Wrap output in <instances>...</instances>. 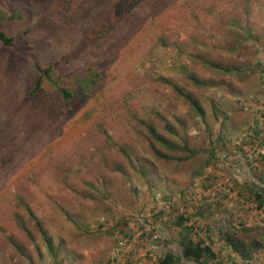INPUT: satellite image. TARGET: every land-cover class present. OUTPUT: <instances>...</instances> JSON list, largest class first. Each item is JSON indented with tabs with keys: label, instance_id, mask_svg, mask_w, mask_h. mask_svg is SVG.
Listing matches in <instances>:
<instances>
[{
	"label": "rangeland",
	"instance_id": "374dc122",
	"mask_svg": "<svg viewBox=\"0 0 264 264\" xmlns=\"http://www.w3.org/2000/svg\"><path fill=\"white\" fill-rule=\"evenodd\" d=\"M112 1L6 2L25 20L2 29L34 28L0 51V264H155L174 217L206 210L202 228L264 232V0ZM72 50L68 69L100 63L96 91L29 98L33 61ZM213 242L206 264H264Z\"/></svg>",
	"mask_w": 264,
	"mask_h": 264
},
{
	"label": "trees",
	"instance_id": "16d2710c",
	"mask_svg": "<svg viewBox=\"0 0 264 264\" xmlns=\"http://www.w3.org/2000/svg\"><path fill=\"white\" fill-rule=\"evenodd\" d=\"M133 1L134 0H130L131 5ZM6 2L8 3V0H0V25L2 23L20 25L24 22L23 20H25V17L21 12L12 11L13 9H9L11 10L9 11L5 8ZM87 3V6H89L92 3V0H87ZM112 3L119 5L121 7V11H127L129 8V0H113ZM115 18H118V16ZM115 18L110 17L109 19H106V16H102L103 22L99 23L102 33H106L109 29H111L112 26L110 25ZM39 23L41 24V22ZM33 28L34 27L32 26H27L24 28V31L9 33V31L6 32L0 27V51L3 53L9 49H15V42L18 40L19 36L27 32L32 33ZM77 52L78 51L75 50L69 51L67 55H60L53 61H47L45 65H40L37 61H33L32 68L35 77L32 86L28 91V95L30 96L29 98H31L34 102H40L44 99V92H40L42 91L43 84H46L47 89L54 93L56 92L54 99L57 100L58 106H63V104H67L69 101L77 97H81L83 100H85V98H89L96 91V86L102 79V68L99 67L100 63L94 64L91 62L92 64L90 63V66L92 67L88 70V67L82 68V66L78 63L76 64V70L68 69L65 66L66 62H68L69 58L74 59ZM90 55H95L94 60L98 56L95 51ZM10 63V61H8V63H4L3 69L5 72H12L14 75L17 73V70L13 71L12 63ZM86 64L88 63H84V65ZM45 89L44 91L46 93L50 92ZM181 96L189 104V106L194 109V111L199 112L196 102L190 96ZM60 102L63 104L61 105ZM151 134L154 136L153 131H151ZM155 139H157V142L161 141L158 137H155ZM3 154H5V152ZM254 193L257 206L260 207L262 203L260 193ZM19 202L29 216L34 218L28 205L21 200ZM200 214L202 215L204 213L200 212ZM205 216L208 217L207 214ZM197 217L193 218L191 222H187V217H183V215H177L174 217L171 224L177 228V236L175 237L176 242L173 240L176 251H173L170 248H163L160 250L159 255L155 258V264H180L181 262L185 264H206L207 260L216 259L217 252L215 253L212 249V234H206V228L199 226L201 216L199 217L200 219ZM225 223L226 226L224 228L223 224H220L218 227V239H222L224 241V246H228L231 253L235 254L241 262L250 260L253 254L258 252V250L262 247V240H264V232H262V229L259 226L248 227L242 224L232 225V222L229 220H225ZM35 224L37 225V223ZM161 227H164L163 223H161ZM38 230L41 233L42 240L49 248L48 238L40 228H38ZM162 231L165 233L164 236H167L168 231L165 227Z\"/></svg>",
	"mask_w": 264,
	"mask_h": 264
},
{
	"label": "crops",
	"instance_id": "0c3cea01",
	"mask_svg": "<svg viewBox=\"0 0 264 264\" xmlns=\"http://www.w3.org/2000/svg\"><path fill=\"white\" fill-rule=\"evenodd\" d=\"M224 204H225V203H224ZM224 204H223V206L226 207V205H224ZM229 204H231V203H229ZM224 207H223V208H224ZM223 211H227L226 208H225ZM206 214L209 216V215L211 214V211L206 210V212H205L204 215H203V214L201 215L200 212H199V215H198L197 218H199V217L201 216V220H202L204 217H206V216H205ZM222 216H223L225 219L227 218V215L225 214V212H223V215H222ZM248 218H249V217H248ZM199 219H200V218H199ZM227 219H228V218H227ZM252 219L255 220L256 217H250L249 219H244V220H245L246 223L249 224V223L253 222ZM201 220H200V221H201ZM200 223H201V222H200ZM200 223H199V224H200ZM205 224H206V223H205ZM217 226H218V225H217ZM204 228H206V234H208V235L212 234V235H213V236H212L213 239H217V238H219V237H218V236H219V234H218V233H219V229H218V228H216V230H214L212 224H209V225L207 224L206 226H204ZM210 228H211V229H210ZM215 232H216V233H215ZM220 240L223 242V244L221 245V246H222L221 249L224 248V249H226V250H230L228 246H224V241H223L222 239H220ZM262 243H263V244H262V247L258 250V252H255V253L253 254L252 257H255L256 254L258 255L259 253H262V251L264 250V240H262ZM213 244H214V242L212 241V246H213ZM252 257H251V258H252ZM251 258H250V259H251Z\"/></svg>",
	"mask_w": 264,
	"mask_h": 264
}]
</instances>
